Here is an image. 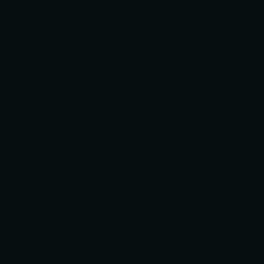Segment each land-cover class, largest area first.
Returning <instances> with one entry per match:
<instances>
[{
	"label": "water",
	"instance_id": "obj_1",
	"mask_svg": "<svg viewBox=\"0 0 264 264\" xmlns=\"http://www.w3.org/2000/svg\"><path fill=\"white\" fill-rule=\"evenodd\" d=\"M0 264H264V0H0Z\"/></svg>",
	"mask_w": 264,
	"mask_h": 264
}]
</instances>
